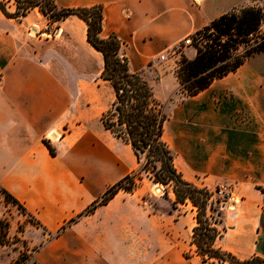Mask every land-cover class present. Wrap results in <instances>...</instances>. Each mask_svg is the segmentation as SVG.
<instances>
[{
    "label": "crops",
    "instance_id": "1",
    "mask_svg": "<svg viewBox=\"0 0 264 264\" xmlns=\"http://www.w3.org/2000/svg\"><path fill=\"white\" fill-rule=\"evenodd\" d=\"M54 1L59 8L102 5L100 36L118 38L131 72L146 71L151 59L220 15L255 2ZM35 13L40 14L33 9L24 19ZM20 24L0 12V187L47 232L54 233L139 165L131 147L100 121L114 93L111 84L100 78L102 55L87 42V25L76 16L60 22L54 31L69 38L70 45L55 54L47 46L25 53L27 44L16 35ZM57 56L63 63L72 57L82 61L91 56L98 68L90 76L81 69L76 71L73 86L66 69L57 67L52 59ZM181 94L183 101L173 116L167 140L166 124L163 132L177 171L197 187L229 186L231 195L223 206L220 224L224 231L216 246L239 259L254 255L264 259V51L198 94ZM47 144L55 149V156ZM167 194L163 200L170 211L165 217L166 208L159 210L149 200L120 190L106 205L78 218L66 230L65 235L78 232L81 246L71 239L62 251L49 243L39 252V262L113 264L110 255L131 250L137 222L143 224L144 232L155 222L160 229L169 226L173 236H192L196 208L190 201L173 207L172 186ZM92 224L94 228H89ZM79 253L86 256L78 258Z\"/></svg>",
    "mask_w": 264,
    "mask_h": 264
},
{
    "label": "trees",
    "instance_id": "2",
    "mask_svg": "<svg viewBox=\"0 0 264 264\" xmlns=\"http://www.w3.org/2000/svg\"><path fill=\"white\" fill-rule=\"evenodd\" d=\"M12 7L13 10H9ZM37 9L55 25L70 16H76L87 25V42L102 55L103 66L100 78L111 84L114 100L100 116L103 127L114 137L128 144L138 163L132 174L119 180L85 211L60 227L66 229L78 218L93 213L106 205L120 190L132 192L140 171L150 173L149 179L157 184L171 185L175 195L173 207L190 201L196 208V225L192 229L191 244L194 254L206 264H264V259L251 256L239 259L234 254L221 250L216 242L222 237L224 228L216 216V206H224L225 200L214 199L213 192L206 187H197L185 181L174 165V156L163 140L167 115L164 105L156 99L149 82L141 72H131L128 59L121 54V43L114 34L100 36L103 21L102 5L77 8H59L54 0H0V12L7 18L22 19ZM264 8L249 5L235 8L220 15L193 35L196 54L188 59L184 55L176 72L180 89L187 96H194L211 83L234 72L249 57L264 51ZM202 41L198 44L197 40ZM51 156L55 149L47 144ZM159 164V165H158ZM4 198L15 205L34 224L52 238L42 225L33 219L23 205L0 187ZM6 226V225H5ZM7 228L0 221V244H3ZM5 230V231H4ZM20 257L10 264H20ZM37 264V263H35Z\"/></svg>",
    "mask_w": 264,
    "mask_h": 264
},
{
    "label": "rangeland",
    "instance_id": "3",
    "mask_svg": "<svg viewBox=\"0 0 264 264\" xmlns=\"http://www.w3.org/2000/svg\"><path fill=\"white\" fill-rule=\"evenodd\" d=\"M264 8V0H255L252 4ZM9 10H13L12 7ZM25 18V17H24ZM18 19L20 24L19 30L16 35L22 42L26 43L25 53L32 52L35 48L47 46L52 48L51 51L55 54L65 52V49L70 45V39L66 38L63 34L55 33V25L49 23L47 17L42 14H32L26 19ZM264 30V28H262ZM194 35V34H193ZM193 35L185 38L189 39L190 43L186 45L184 41L179 43L173 49L163 53L165 56L163 60L159 58L151 59L146 65V71L141 72L143 77L152 85L154 95L164 105V111L167 115L166 120V135L164 140L169 138L171 133L170 126L172 124L173 116L178 107L183 101V93L176 81V72L178 71L181 58L184 55L196 54L195 43ZM198 44L202 41L197 40ZM48 50V49H47ZM93 53H95L93 51ZM55 60L57 67L65 68L68 75H70L72 85H75L77 80L76 71H86L88 76L95 74L98 68V63L95 62L91 56L82 61L72 57L69 62L63 63L61 58L57 56L52 58ZM60 59V60H59ZM170 76L167 77V75ZM174 74L175 80L172 78ZM89 83H92L90 79ZM185 94V93H183ZM91 96V95H90ZM90 106V103H88ZM95 106V105H94ZM98 107H96L97 109ZM100 118V117H99ZM66 130V128H65ZM63 131L61 135H64ZM60 138V136H57ZM159 165V164H158ZM150 173L140 171L137 179V184L132 191L135 197L139 200L147 199L153 203L159 210H164L165 217L168 216L166 211H170L163 198H168V189L171 185H162L153 183L149 177ZM159 189L161 192H158ZM229 199L226 200V202ZM153 206V208H154ZM217 212L220 213L216 216L221 219L222 209L216 206ZM153 214H158L153 209ZM33 217V216H32ZM35 220V218L33 217ZM0 221L3 222V228H7L4 238V243L0 244V264H10L17 259L21 258L20 264H41L39 262V252L47 244H52L56 250H62L64 245L71 239L79 242L78 232L73 235H65L68 226L63 231L60 228L52 233V238L43 232V230L34 224V221L24 215L15 205L7 201L0 192ZM37 221V220H36ZM67 223V222H66ZM65 223V224H66ZM6 225V226H5ZM64 225V224H63ZM94 228V224L89 228ZM169 226L160 229L155 222H152V227L144 232L143 224L137 222L135 231H132L131 242L133 246L128 253L122 254L116 252L110 255L111 263L113 264H206L202 263L201 259L194 254V247L191 246V236L183 234V236H173L170 233ZM5 231V230H4ZM85 245V243H84ZM78 254V258L85 257ZM128 258V261L126 260Z\"/></svg>",
    "mask_w": 264,
    "mask_h": 264
},
{
    "label": "built area",
    "instance_id": "4",
    "mask_svg": "<svg viewBox=\"0 0 264 264\" xmlns=\"http://www.w3.org/2000/svg\"><path fill=\"white\" fill-rule=\"evenodd\" d=\"M186 45L190 43L189 39L183 40ZM165 58L164 55L160 56V59L163 60ZM213 192V198L214 199H220V200H227L230 198V188L227 185H219L215 189L211 190Z\"/></svg>",
    "mask_w": 264,
    "mask_h": 264
},
{
    "label": "water",
    "instance_id": "5",
    "mask_svg": "<svg viewBox=\"0 0 264 264\" xmlns=\"http://www.w3.org/2000/svg\"><path fill=\"white\" fill-rule=\"evenodd\" d=\"M157 191L159 192L160 190H159V189H157Z\"/></svg>",
    "mask_w": 264,
    "mask_h": 264
}]
</instances>
